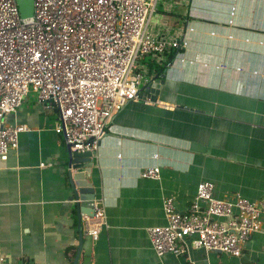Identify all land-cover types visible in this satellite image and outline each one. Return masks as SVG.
<instances>
[{
  "label": "crops",
  "instance_id": "1",
  "mask_svg": "<svg viewBox=\"0 0 264 264\" xmlns=\"http://www.w3.org/2000/svg\"><path fill=\"white\" fill-rule=\"evenodd\" d=\"M148 30L188 45L159 75L156 103H129L95 152L86 180L105 212L98 240L80 226L64 137L28 96L6 117L27 131L0 168V258L70 264L66 249L81 239L77 264H264V226L238 258L191 248L158 258L147 233L165 224L164 200L186 211L201 181L222 200L264 199V0H156ZM152 59L138 61L147 80ZM154 166L160 178L142 179Z\"/></svg>",
  "mask_w": 264,
  "mask_h": 264
},
{
  "label": "built area",
  "instance_id": "2",
  "mask_svg": "<svg viewBox=\"0 0 264 264\" xmlns=\"http://www.w3.org/2000/svg\"><path fill=\"white\" fill-rule=\"evenodd\" d=\"M156 0H33V14L21 18L15 0H0V168L18 148L23 125H9L25 98L58 114L54 133L76 152L95 153L115 117L139 96L147 73L138 61L163 62L169 50L188 45L184 37L154 36L148 30ZM148 100V99H145ZM150 100V99H149ZM148 101H146L147 103ZM45 164L39 163V167ZM142 179L158 180L160 167ZM214 184L201 181L189 208L176 212L163 202L165 224L147 230L158 258H180L188 248L240 257L264 226V199L215 197ZM93 215H80L85 235L97 241L106 226L98 201ZM0 264H12L0 258Z\"/></svg>",
  "mask_w": 264,
  "mask_h": 264
},
{
  "label": "water",
  "instance_id": "3",
  "mask_svg": "<svg viewBox=\"0 0 264 264\" xmlns=\"http://www.w3.org/2000/svg\"><path fill=\"white\" fill-rule=\"evenodd\" d=\"M18 12L21 18H29L33 14V0H15ZM162 76H155L148 80L140 89L138 96L143 99H150L151 102L156 103L159 96L161 85L164 81ZM95 153L91 152H76L72 151L67 146V176L73 194L76 200V213L80 220L81 214L88 216L93 215L92 203L95 201V193L91 184L86 180L93 167V158ZM81 226V225H80ZM82 249V240H79V246L76 251L72 264H77Z\"/></svg>",
  "mask_w": 264,
  "mask_h": 264
},
{
  "label": "trees",
  "instance_id": "4",
  "mask_svg": "<svg viewBox=\"0 0 264 264\" xmlns=\"http://www.w3.org/2000/svg\"><path fill=\"white\" fill-rule=\"evenodd\" d=\"M176 52L177 51L172 52V53H167L166 52L164 54V57L167 59V61L162 66H157L155 64V62L152 61L154 59H152L151 62L150 61H147V63H148L146 65L147 66V72L149 73L150 70L153 69L154 72H155L154 74H156V76L161 75L162 72L165 70L166 66L170 65V63H171L172 59L174 58V55L176 54ZM147 57H149V56H147ZM75 255H76V248L75 247H69V248L66 249L65 257H66V259L68 260V262L70 264L73 263V260H74ZM12 264H32V263L29 262V261H24L22 263H12Z\"/></svg>",
  "mask_w": 264,
  "mask_h": 264
},
{
  "label": "rangeland",
  "instance_id": "5",
  "mask_svg": "<svg viewBox=\"0 0 264 264\" xmlns=\"http://www.w3.org/2000/svg\"><path fill=\"white\" fill-rule=\"evenodd\" d=\"M143 86V85H142ZM141 86V87H142ZM140 87V88H141ZM29 97L31 98V100L33 99H35V94H33V93H31L30 95H29ZM27 99H24V101H23V103L26 101ZM45 114H46V116H47V118H48V120H49V123L50 124H55V123H58V114L57 113H54V111L53 110H47V112H45ZM16 263V262H15Z\"/></svg>",
  "mask_w": 264,
  "mask_h": 264
}]
</instances>
